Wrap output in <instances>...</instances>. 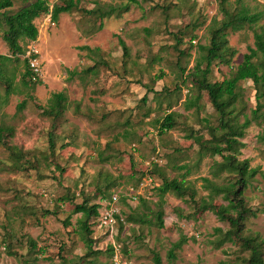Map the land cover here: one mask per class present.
<instances>
[{"label":"rangeland","instance_id":"obj_1","mask_svg":"<svg viewBox=\"0 0 264 264\" xmlns=\"http://www.w3.org/2000/svg\"><path fill=\"white\" fill-rule=\"evenodd\" d=\"M34 1L16 0L12 13ZM46 1L52 8L57 0ZM137 1L128 13L102 22L90 12L127 1L84 0L72 13L61 15L58 23L47 21V14L37 19L35 25L49 40L39 43L44 76L43 85L34 91L21 82L27 71L25 57L11 58L4 65L6 72L15 73L16 85L9 104L2 105L7 81L0 77V127L11 131L0 144V264H114L107 250L111 237L104 231L95 232L102 252L88 251L80 227L82 214L75 209L85 202L95 205L117 188L137 185L156 156L160 164L153 165V172L159 182L160 177L181 180L187 172L181 167L186 166L190 173L186 179L198 191L197 203L227 204L221 196L207 200L210 191L201 179L222 186L234 181L236 174L214 176V165L222 158L201 157L199 147L188 139L202 135L215 143L213 134H222L220 115L191 77L201 56L199 47L210 43V23L222 19L221 0ZM236 1L227 0L231 11ZM243 4L264 11V0H243ZM262 26L264 18L253 28L229 33L237 55L230 66L213 65L211 83L231 78L254 48L255 31ZM0 55L12 57L1 38ZM67 70L77 75L70 78ZM54 92H64L68 98V109L59 119L43 111ZM237 92L233 108L237 123L251 120L238 159L249 160L251 168L259 171L244 191L245 204L256 216L246 221L243 235L261 244L264 259V108L261 117H253L257 91L252 81L241 82ZM187 99L198 103L186 110ZM170 113L177 115L175 128L161 135L160 123ZM8 147L19 150L22 163L28 161L26 170L14 168L16 160ZM159 204L156 192L147 207L123 206L126 217L144 223L127 224L114 236L121 264H156L157 256L161 264H172L169 253L181 236L188 242L176 251L174 264H241L250 258L251 252L239 242L218 246L223 237L218 231L227 232L230 226L213 212H201L188 198L168 194L161 229Z\"/></svg>","mask_w":264,"mask_h":264},{"label":"trees","instance_id":"obj_2","mask_svg":"<svg viewBox=\"0 0 264 264\" xmlns=\"http://www.w3.org/2000/svg\"><path fill=\"white\" fill-rule=\"evenodd\" d=\"M16 0H0V38L7 45L10 54L9 56L0 55V77H5L7 81L5 101L2 105H8L10 97L14 94V87L16 85L15 73L6 72V63L12 62L11 58L17 59L24 57L28 51L27 47L22 45L31 44L37 41L39 37V30L35 25V21L43 15L51 12L52 22L57 23L62 14L72 13L81 4L80 0H59L50 7L46 0H35L29 6H25L17 12L12 13L14 3ZM27 1V0H22ZM119 5H108L107 7H101L90 14L98 15L99 19H107L111 17H121L124 13H128L131 10L132 4H138L137 0H126ZM227 0H221L220 14L222 19L215 18L212 20L208 27V34L210 37V43L208 46H200V58L197 60L191 77L193 83L197 87L198 91L206 93L218 114L220 115L221 131L220 136L213 134V138L216 140L215 143L207 141L202 135H191L188 139L192 141V144L199 147L201 157L207 155L222 158V162H217L215 166L214 176H218L221 173L228 172L236 174L237 178L227 185H216L211 179L203 178V186L205 189L210 191V195L207 200H212L214 197H222V200L226 202V205L216 206L213 202L208 203L206 200H202L197 203L196 198L198 191L193 187L191 183H188L187 176L190 174L188 167L183 166L181 170H187L181 180L172 179L169 180L165 177H160L162 182H159L158 178L154 175L153 169L150 174L156 178L159 186L154 189V194L157 192L159 198L160 211L157 213L158 226L164 228V211L163 207L165 204V197L168 194H175L178 198L196 203L198 210L211 211L221 222L229 224L230 229L227 232L219 230L218 232L223 235L221 236L219 247L226 243H238L245 249L251 252L250 258L244 260L241 264H264L263 251L261 244L255 239L247 238L243 235L245 223L251 216H256L255 212L247 207L244 200V191L247 189L250 180L254 179L258 170L252 169L249 160H239L242 149L245 148L242 139L245 137V131L251 125V120L247 119L244 124L239 125L237 123V116L233 110L235 104L238 101V88L239 84L244 81H252L257 91V109L253 111V117H261V111L264 108V26L260 27L259 30L255 31L254 34V48L250 49V53L244 57V62L237 68L231 78L226 79L222 82L211 83L208 77L212 73V67L215 63L230 66L233 59L237 55V51L233 49L229 44V33H237L243 31L246 27L253 28L258 25L264 18V11H253L249 7L243 4V0L236 1V8L231 11L229 6L226 5ZM7 27L3 30V27ZM101 24L100 29H102ZM99 29V30H100ZM196 37L191 39V42ZM125 52L128 48L124 42H121ZM83 50L87 52H93L90 47H85ZM25 65L27 71L22 76L21 82L26 89L35 90L39 85H43L42 81L33 82L32 72L28 65V61L25 59ZM6 74H10L6 76ZM67 74L70 78L77 75V71L67 70ZM68 98L64 92H54L51 94L49 99V106L43 109L44 115L59 119L67 111ZM21 103L18 106V110L22 109ZM198 100L191 101L187 99L185 102V109L190 110L196 106ZM1 106V103H0ZM24 106V105H23ZM41 109V107H39ZM177 115L170 113L160 123V134L163 135L172 131L175 128ZM264 120V117H263ZM11 134V131L7 128L0 127V144L4 143L5 136ZM262 141H264V133L261 135ZM49 144L51 150L54 151L56 147V140L53 133L49 135ZM11 155L15 158L14 168L18 171L26 170V163H22L19 159L20 152L15 147H8ZM64 173V170H61ZM145 171L142 173V179L145 176ZM142 180L134 187H137ZM112 194L108 197H101L99 203L95 205H88L85 202L76 207V213L82 214L80 221L81 231L87 237V249L91 254L97 255L102 252L99 248L98 240L95 238V220L100 215L103 201L111 199ZM65 202L66 199H62ZM147 201L141 199L138 204L147 207ZM123 205H137L129 203L123 200ZM149 202V201H148ZM126 224H140L144 223L142 219L134 216H125ZM124 228V224L119 225L118 232ZM188 239L185 236H181L180 240L174 244L172 250L169 253V259L173 262L176 260V251L181 249ZM35 246V244H33ZM108 252L114 256V247L112 244L108 245ZM156 264H161V259L157 256L155 258Z\"/></svg>","mask_w":264,"mask_h":264},{"label":"built area","instance_id":"obj_3","mask_svg":"<svg viewBox=\"0 0 264 264\" xmlns=\"http://www.w3.org/2000/svg\"><path fill=\"white\" fill-rule=\"evenodd\" d=\"M84 1V0H80ZM47 21L51 20V13L47 14ZM25 59L32 72V81L37 83L43 80V58L42 52L39 48V41H34L28 46V51ZM160 164L158 156L154 157L146 169V173L141 183L137 187L117 188L111 196V199L103 201L99 217L95 220V232L104 231L105 235L111 237V244L114 247V264H121V250L120 247L113 241L114 236L118 233V227L124 224L127 225L123 215L124 205L123 200L129 203L138 204L141 199L152 200L154 196V189L159 186L156 178L150 174L153 165ZM110 245V244H109Z\"/></svg>","mask_w":264,"mask_h":264},{"label":"crops","instance_id":"obj_4","mask_svg":"<svg viewBox=\"0 0 264 264\" xmlns=\"http://www.w3.org/2000/svg\"><path fill=\"white\" fill-rule=\"evenodd\" d=\"M59 0H57L56 2H58ZM82 2V1H81ZM52 9V8H51ZM49 13H51V12H49ZM48 13V14H49ZM62 15H64V14H62ZM60 19V18H59ZM50 21H52V14H51V20ZM59 22V21H58ZM57 22V23H58ZM39 30V29H38ZM42 39H44V42H45V44L48 42V40H49V38H48V36L46 35V34H43V32L41 33L40 31H39V37H38V41H39V43L41 42V40Z\"/></svg>","mask_w":264,"mask_h":264}]
</instances>
